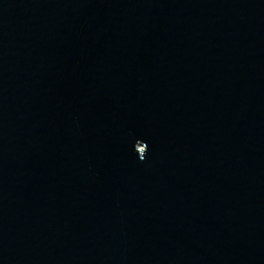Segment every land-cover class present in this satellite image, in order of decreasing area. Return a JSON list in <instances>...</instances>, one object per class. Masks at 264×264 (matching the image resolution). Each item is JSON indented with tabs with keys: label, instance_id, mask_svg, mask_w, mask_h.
<instances>
[{
	"label": "water",
	"instance_id": "95a60500",
	"mask_svg": "<svg viewBox=\"0 0 264 264\" xmlns=\"http://www.w3.org/2000/svg\"><path fill=\"white\" fill-rule=\"evenodd\" d=\"M0 264H264V0H0Z\"/></svg>",
	"mask_w": 264,
	"mask_h": 264
},
{
	"label": "clouds",
	"instance_id": "9594fccd",
	"mask_svg": "<svg viewBox=\"0 0 264 264\" xmlns=\"http://www.w3.org/2000/svg\"><path fill=\"white\" fill-rule=\"evenodd\" d=\"M145 144V143H144ZM146 145V144H145ZM147 146V145H146ZM148 149V148H147ZM145 158H146V156L144 157V158H139V160L141 161V162H143L144 160H145Z\"/></svg>",
	"mask_w": 264,
	"mask_h": 264
}]
</instances>
